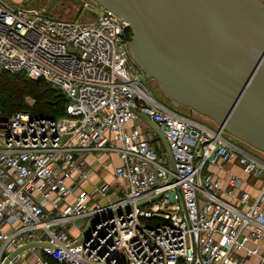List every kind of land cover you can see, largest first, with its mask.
<instances>
[{"label": "built area", "instance_id": "built-area-1", "mask_svg": "<svg viewBox=\"0 0 264 264\" xmlns=\"http://www.w3.org/2000/svg\"><path fill=\"white\" fill-rule=\"evenodd\" d=\"M49 2L0 0V74L43 78L66 99L57 116L0 108V264L27 252L34 264H264V159L152 97L113 9L64 0L87 8L82 20ZM133 108L164 131L174 170ZM102 153L118 154L116 180L87 187L88 156ZM249 176L262 178L254 191Z\"/></svg>", "mask_w": 264, "mask_h": 264}, {"label": "water", "instance_id": "water-1", "mask_svg": "<svg viewBox=\"0 0 264 264\" xmlns=\"http://www.w3.org/2000/svg\"><path fill=\"white\" fill-rule=\"evenodd\" d=\"M97 1L128 20L144 81L155 78L174 101L264 151L262 0ZM133 111L158 134L174 170L164 131L147 111Z\"/></svg>", "mask_w": 264, "mask_h": 264}, {"label": "rangeland", "instance_id": "rangeland-1", "mask_svg": "<svg viewBox=\"0 0 264 264\" xmlns=\"http://www.w3.org/2000/svg\"><path fill=\"white\" fill-rule=\"evenodd\" d=\"M6 1L9 2L10 4H29V3H31L33 5H37L39 0H6ZM262 1L264 2V0H262ZM50 11L53 14L63 13L64 15H69V14L74 13V15L77 19H82V20H88L89 19L88 15H87V8H82V9L78 10V9L74 8L72 5L65 6L64 0H56V2L51 6ZM2 75H3V77H1ZM2 75L0 77L3 79L5 78L7 80H3V82L0 81V96H4L6 99L13 102V108H15V107L17 108L19 106V108L32 111V109L34 107H36L35 105H36L37 99L35 96H33V93L30 92V90L26 86V83L22 81V77L25 75L24 74L23 75H21V74L17 75V74H13L10 72H5ZM145 85H147L148 90L150 91V95H152V97H154L156 100H158L160 102H163L167 106H170L171 108H174V109H176L182 113L192 115L193 117L200 119L201 121L205 122L206 124H208L212 127H216L219 125L211 117H209L205 114L199 113V112L193 110L192 108H190L186 105H183V104H180V103L174 101L162 89L159 81L156 80L155 78L147 79L145 81ZM17 87L21 88V90ZM18 90H20V92H22V94L20 96H17L13 93L14 91H18ZM54 94H56V93H54ZM11 95L16 96V97L14 98ZM0 102H2V101L0 100ZM1 105L2 104L0 103V106ZM5 106L8 107L7 105H5ZM50 113H52V112H50ZM138 121L140 122V125L144 127V130L148 131V133L154 132V129L147 122H145L142 118H137L136 122L138 123ZM224 133L229 139L234 140L235 142L245 146V148L251 150L253 153L257 154L260 158L264 159V151L263 150H260L256 147L252 146L251 144L247 143L246 141L236 137L235 135L230 133L228 130H224ZM152 138L155 140V142H154L155 149L158 152L159 156L161 157V160H163L164 162H167L169 160V156H168V152H167L162 140L160 139V137L158 136V134L156 132L152 133ZM100 173H102V172H99L98 174L103 178L104 174H100ZM105 177L107 178V176H105ZM96 179L97 178L92 179L93 181L88 187H91L94 183H96L97 182ZM78 221H79L78 223L82 226L85 223L86 218L81 217V218H79ZM73 231L75 234L78 233L77 230H73Z\"/></svg>", "mask_w": 264, "mask_h": 264}, {"label": "trees", "instance_id": "trees-1", "mask_svg": "<svg viewBox=\"0 0 264 264\" xmlns=\"http://www.w3.org/2000/svg\"><path fill=\"white\" fill-rule=\"evenodd\" d=\"M5 72H9V71H4L3 73L0 74V76L4 74ZM10 73L17 74V75L19 74L25 75L22 77V81L26 83V86L28 87L30 92L33 93V96H35L37 99L36 105H35L36 107H34L32 111L29 110L32 115L57 116V115L62 114L65 111L66 99L64 95L61 92H58L57 89L52 87L48 82H46V80H44L43 78L35 79L29 76L24 71L10 72ZM1 77H3V75ZM1 77H0L1 82H3V80H7ZM19 89L21 90V88ZM20 90L14 91L13 93L17 96H20L22 94ZM12 97L15 98L16 96H12ZM0 100L3 102V103L0 102L2 104L0 108L4 112L11 113L12 111L16 109H20L19 106L17 108L16 107L13 108V102L6 99L4 96H0ZM4 104L7 105L8 107H6ZM49 111L52 113H50Z\"/></svg>", "mask_w": 264, "mask_h": 264}, {"label": "crops", "instance_id": "crops-1", "mask_svg": "<svg viewBox=\"0 0 264 264\" xmlns=\"http://www.w3.org/2000/svg\"><path fill=\"white\" fill-rule=\"evenodd\" d=\"M135 120H132L129 122V125L133 124ZM139 126L141 130L143 131L144 135L146 137H151L152 134L148 133V131L144 130V127L140 125V122L138 121ZM151 134V136H149ZM151 139V138H150ZM89 161L92 165V171L90 175V179L85 181V185L88 187L92 183V179L97 178L96 180L99 181L101 179H108L115 181L116 176L114 175V167L116 164L119 163L120 159L117 153H102L100 154L99 158H95L93 155H89ZM227 166H230L231 168L238 171L240 174H245L239 169L238 165L236 163H228ZM228 167V168H230ZM102 172L100 174H104V177L102 178L98 173ZM107 176V178L105 177ZM247 182V187L254 191L262 184V178L261 177H253L249 176ZM17 264H34V255L27 252L24 257L20 258L17 262ZM245 264H261L259 261V258L257 255H250L245 258Z\"/></svg>", "mask_w": 264, "mask_h": 264}]
</instances>
